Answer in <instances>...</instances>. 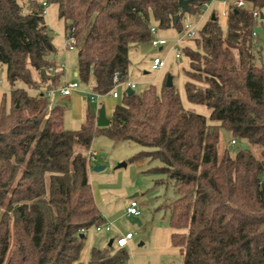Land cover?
<instances>
[{
	"label": "trees",
	"instance_id": "obj_1",
	"mask_svg": "<svg viewBox=\"0 0 264 264\" xmlns=\"http://www.w3.org/2000/svg\"><path fill=\"white\" fill-rule=\"evenodd\" d=\"M43 1L57 5L76 37L79 79L95 93L110 92L116 73L127 82L130 52L151 41L153 26L182 30L180 0ZM212 1L192 0L188 15ZM245 1L251 9L230 8L226 31L214 13L182 47L187 99L209 118L186 109L166 78L160 89L123 91L108 127H97L89 110L70 131L66 108L42 96L63 86L65 74L42 5L0 0V69L10 85L0 102V264H85V233L105 223L86 155L100 135L141 147L133 162L160 163L147 172L165 176L157 183L178 195L166 208L182 264H264V64L252 12L264 0ZM221 129L247 149L222 147ZM115 242L93 248L88 264H128Z\"/></svg>",
	"mask_w": 264,
	"mask_h": 264
},
{
	"label": "rangeland",
	"instance_id": "obj_2",
	"mask_svg": "<svg viewBox=\"0 0 264 264\" xmlns=\"http://www.w3.org/2000/svg\"><path fill=\"white\" fill-rule=\"evenodd\" d=\"M28 3L29 0H24ZM42 5L43 0H38ZM223 1L213 0L210 2V8L204 10L203 16H190L189 20L198 24L200 30L209 17L214 13L219 14V22L223 29H227V18L222 15L225 5ZM233 3L236 0H228ZM21 4L23 3L20 0ZM252 6L247 3V9ZM46 24L51 30L54 38V44L57 48L56 62L59 66L64 65V77L62 85L66 83L79 82L86 93V100L82 101L81 115L77 116L76 109L70 99L60 104L66 108L64 116V126L66 130H79L86 121L88 111L97 112L98 104L91 101V86L81 83L75 75L78 66V50H68L66 44V32L64 21L59 18L57 5H48L45 8ZM264 16V9L259 11ZM257 34L256 42L258 45L259 65L264 64V18L257 20L255 26ZM153 39L163 38L167 40L168 45L162 50L154 48L152 44L145 43L134 48L130 52L131 69L127 79L128 83H135L137 93H141L149 86H155L160 89L166 78L173 79L175 87L178 89L183 104L188 110L209 118L210 113L206 106L192 104L188 101L185 92L186 77L184 72L189 70V62L184 57L182 61L177 60L173 49L176 44L179 32L177 30L162 31L158 30ZM185 41L182 47L187 44ZM155 57H160L166 61V67L159 71H152L151 65ZM0 102L4 94L9 98L10 85L7 80L6 68L0 69ZM82 89V88H81ZM125 87H119V93L122 95ZM83 90V89H82ZM60 96L56 95L52 105L59 104ZM104 99L103 107L106 115L111 118L113 111L121 99L114 100ZM68 102V103H67ZM78 111V110H77ZM221 146L228 147L235 154L241 146L246 143L238 141L236 149L230 148V142L233 140L231 133L221 129ZM98 153V160L92 164L103 166L105 170L94 173L91 170L90 182L92 185L94 197L99 210L101 211L105 223H112L113 228L110 233L98 232L96 226L86 231L85 248L81 255V262L88 264L90 253L93 248L103 249L107 247L112 239L125 236L128 233H135V238L130 242L126 250L129 253L128 264H182L183 257L179 249L172 246L173 230L169 226V210L167 205L171 204L178 198L174 187L170 183L158 184L157 181L164 179L165 176L148 173L147 170L154 166H159V162H150L141 160L133 162L131 159L142 150L141 147L132 142H122L119 144L112 143L104 136H97L91 147ZM126 163L127 166L117 168L119 164ZM135 200L138 203L140 215L138 217H128L127 207L130 202ZM138 218L141 225L134 224L132 221ZM144 243L143 246H140Z\"/></svg>",
	"mask_w": 264,
	"mask_h": 264
},
{
	"label": "built area",
	"instance_id": "obj_3",
	"mask_svg": "<svg viewBox=\"0 0 264 264\" xmlns=\"http://www.w3.org/2000/svg\"><path fill=\"white\" fill-rule=\"evenodd\" d=\"M210 4L211 3L205 5L202 8V11L197 16L205 15L204 10H206L207 8L209 9ZM223 4L225 5V9L222 13L224 18L228 17L229 10L232 7L247 9L246 8L247 2L245 0H236L233 3L226 0V1H223ZM47 7H48V3L44 1L42 4V8L44 9V14H46L45 8H47ZM248 9H251V8H248ZM252 12H253V16H254L255 20L256 21L259 20V18L261 16L259 11L252 10ZM179 15L182 16V30L179 32L178 40L173 47V49L175 51V57L177 60H180L182 57V44L185 41L196 38L198 36V32H199L198 24H194L193 22H191L189 20V15L187 13L181 11L179 13ZM217 17L219 19V14H217ZM151 33H152V36H156L158 34V30H157L156 26H153L151 28ZM254 35L256 36V33ZM150 43L152 44V46L154 48H159V47L163 48V47L168 45L167 40H165L163 38H157V39L152 38ZM65 47L71 51L77 49L76 37H74V36L68 37L67 36ZM165 67H166V61L160 57H155L154 60L152 61V65H151L152 71L159 72V71L163 70ZM58 70H64V65L59 66ZM1 83H2V81L0 80V85H1ZM114 83H115V87L108 93L101 94V93H95V92L91 91V93H90L91 101L93 103H97L99 106V105L103 104L104 99H106V98L118 99L120 96V93L118 91L120 86H126L127 89L131 88L132 90L137 89V85L135 83L120 82L118 73H116L114 76ZM79 88H80L79 82L69 83V84L61 86L58 89L43 91L42 96L45 99H47L49 102L53 103L55 101L56 95H60L61 97L65 98V99H70L72 97L73 93L76 90H78ZM37 92H40V91H37ZM238 145H239V143L236 139H233L230 142V148H232V149H236L238 147ZM86 155H87V159L91 165L94 164L98 160V153L96 151H94L92 148L87 152ZM127 215H128V217H134V216L138 217L140 215L138 203L135 200H132L130 202L129 207L127 208ZM112 228H113L112 223H104V224L96 226V230L98 232H105V233H110L112 231ZM135 236H136V234L131 233V232L125 236H120L116 239L115 245L119 248H127L129 246L130 242L135 238Z\"/></svg>",
	"mask_w": 264,
	"mask_h": 264
},
{
	"label": "water",
	"instance_id": "obj_4",
	"mask_svg": "<svg viewBox=\"0 0 264 264\" xmlns=\"http://www.w3.org/2000/svg\"><path fill=\"white\" fill-rule=\"evenodd\" d=\"M191 2H192V0H180V1H179L180 8H181L183 11H185L187 14H189V4H190ZM262 18H263V15H262ZM212 20H213V21H216V20H217V17H216L215 14L212 16ZM168 84H169V85H172V84H173V79H172L171 77L168 78ZM127 92H128L129 94H132V93H133V90H132L131 88H129V89L127 90ZM109 124H110V120L107 118L105 108H101V109L99 110L98 117H97V127H99V128H105V127H108ZM242 149H247V147H246V146H243ZM126 166H127L126 163H121V164L118 165L117 168L119 169V168H123V167H126ZM93 170H94L95 172H101V171L105 170V167H103V166H95V167L93 168ZM132 222H133L134 224H139V225H141V221H140V219H138V218H134ZM113 245H114V239H112V240L110 241V243H109V247H112ZM140 246H143V243H141Z\"/></svg>",
	"mask_w": 264,
	"mask_h": 264
},
{
	"label": "crops",
	"instance_id": "obj_5",
	"mask_svg": "<svg viewBox=\"0 0 264 264\" xmlns=\"http://www.w3.org/2000/svg\"><path fill=\"white\" fill-rule=\"evenodd\" d=\"M214 15V14H213ZM64 25H65V23H64ZM65 32H66V25H65ZM66 38H67V32H66ZM163 48H165V47H163ZM163 48H160V50H162ZM78 69V68H77ZM77 77H78V79H79V74H78V70H77V72H76V74H75ZM66 84H69V83H64L63 85H66ZM125 87V89H124V91L125 90H128L127 89V87L126 86H124ZM83 90H82V89ZM85 95H86V93H85V91H84V88L81 86V84H80V88L78 89V90H76L74 93H73V95H72V98L69 100V101H72V103H73V105H74V107H75V109H76V114H77V116H80L81 115V110H82V101L83 100H86L87 98L85 97ZM60 96V95H59ZM65 100H67V99H65V98H63V97H61L60 96V100L58 101V103L60 104L61 102H65ZM111 100V99H110ZM110 100H108V101H110ZM114 100H117V99H114ZM68 103V102H67ZM103 105V104H102ZM102 105H99L98 106V109H97V112H96V114H97V117H98V113H99V110L101 109V107H102ZM78 110V111H77ZM108 118V117H107ZM93 172L94 173H98V172H95L94 170H93ZM89 175H91V172H90V174ZM161 180H163V179H161ZM129 207V206H128ZM127 207V208H128ZM143 245H144V243H143Z\"/></svg>",
	"mask_w": 264,
	"mask_h": 264
}]
</instances>
